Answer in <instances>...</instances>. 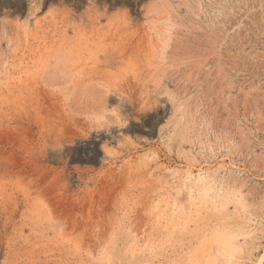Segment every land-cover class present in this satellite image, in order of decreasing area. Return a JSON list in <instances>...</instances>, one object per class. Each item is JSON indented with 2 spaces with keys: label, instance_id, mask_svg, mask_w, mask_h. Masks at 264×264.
Masks as SVG:
<instances>
[{
  "label": "rangeland",
  "instance_id": "rangeland-1",
  "mask_svg": "<svg viewBox=\"0 0 264 264\" xmlns=\"http://www.w3.org/2000/svg\"><path fill=\"white\" fill-rule=\"evenodd\" d=\"M0 127V264H264V0H0Z\"/></svg>",
  "mask_w": 264,
  "mask_h": 264
},
{
  "label": "bare ground",
  "instance_id": "bare-ground-1",
  "mask_svg": "<svg viewBox=\"0 0 264 264\" xmlns=\"http://www.w3.org/2000/svg\"><path fill=\"white\" fill-rule=\"evenodd\" d=\"M141 37H143V36H141ZM162 41V40H161ZM141 42V41H140ZM158 43V42H157ZM142 44V43H141ZM138 45V44H137ZM128 46V45H127ZM135 46H136V44H135ZM135 46H134V48H135ZM137 48V47H136ZM127 49H129V48H127ZM126 49V50H127ZM116 50V49H115ZM140 50H141V48H140ZM31 51V50H30ZM63 51V50H62ZM159 51V50H158ZM141 52V51H140ZM143 52V51H142ZM100 54V53H99ZM58 56V57H64L65 56V53H61V54H54V56ZM102 56V55H101ZM30 57V56H29ZM75 57V56H74ZM112 57V56H111ZM136 57V56H135ZM144 57V56H143ZM155 57V56H154ZM121 58V57H120ZM34 59V58H33ZM102 59V58H101ZM142 59V58H141ZM56 60V59H55ZM74 60V58H71L70 56H68L67 58H66V63H69V62H71L70 63V65H69V68L67 69L66 67H65V73L66 72H68V71H71V72H76L77 73V75L78 76H80L82 73H83V71L80 69V67H81V65L80 64H78V62H76V61H73ZM68 61V62H67ZM87 61V60H86ZM113 61V60H112ZM56 62H57V60H56ZM82 64V63H81ZM87 64V63H86ZM67 64H65V66H68ZM83 65H84V63H83ZM101 67V66H100ZM25 69V70H24ZM22 70H23V77H24V80H21V83L23 84V86L24 87H28L29 85H30V89L29 90H33V92L36 90V92H34V94H36V95H39V97L38 98H40V96H41V92L39 91L40 89H38V87L40 86V85H38L39 84V78L37 77V75H36V73H37V71H35V70H27L26 68H23L22 67ZM40 70V69H39ZM46 70H48V69H46ZM86 70V69H85ZM99 70V69H98ZM90 71V70H89ZM43 73H44V71H42ZM93 72V71H92ZM59 73H60V71H59ZM97 73V72H96ZM50 74H52V76H55V75H53V73L51 72ZM61 74V73H60ZM75 74V73H74ZM59 75V74H58ZM66 75V74H65ZM47 76H49L50 77V75L48 74V75H46V77ZM57 77V76H56ZM60 77V76H59ZM74 77V76H73ZM77 77V76H76ZM52 78V77H51ZM55 78V77H54ZM46 79V78H45ZM82 79H84V78H82ZM48 80V79H47ZM60 81V80H59ZM66 81V80H65ZM81 81H83V80H81ZM54 83V82H53ZM61 83V82H60ZM75 84V83H74ZM73 84V85H74ZM37 85H38V87H37ZM49 85H50V82H49ZM72 85V84H71ZM77 85V84H76ZM7 87H8V85H6ZM41 87V86H40ZM39 87V88H40ZM20 88V87H19ZM19 88H17L16 87V89H18L19 90ZM22 88V87H21ZM79 88H80V86H79ZM42 89V88H41ZM44 89H45V87H44ZM43 90V89H42ZM45 90H47V89H45ZM44 90V91H45ZM66 90V89H65ZM22 91V90H21ZM55 91V90H54ZM72 91V90H71ZM33 92H32V95H33ZM31 93V92H30ZM43 93H45V94H43V95H46V93L47 92H43ZM51 94V93H50ZM29 95V94H28ZM30 96H31V94H30ZM29 96V97H30ZM52 96L54 97V95L52 94ZM28 97V98H29ZM34 97H36V96H34ZM56 97V96H55ZM86 97V96H85ZM32 98V97H31ZM41 98H42V100H44V102L43 103H46L47 104V106H49L50 108H52L53 110V112H58V105H56L55 103H53L52 102V99H51V96H49V94L47 95V96H41ZM49 98L51 99V102H52V104H51V102L49 101ZM79 98V97H78ZM37 99V98H36ZM92 99V98H91ZM30 100H32V99H30ZM41 100V99H40ZM40 100H38V102L40 101ZM55 100V99H54ZM58 100V99H57ZM60 100V99H59ZM30 103H33V100L31 101V102H29V105H30ZM61 103V102H60ZM60 103H59V105H60ZM92 103V102H91ZM25 104V103H24ZM34 104V103H33ZM46 104H44V105H46ZM36 105V104H35ZM15 106V105H14ZM26 107H27V105H25ZM46 106V107H47ZM17 107V106H16ZM30 107V106H29ZM14 108V107H13ZM19 108V107H18ZM34 108V107H33ZM48 108V107H47ZM60 108V107H59ZM66 108V107H65ZM29 109V108H28ZM31 109V108H30ZM43 109H45V107L43 108ZM15 110V109H14ZM16 110H18L17 108H16ZM26 109L24 108V111H25ZM47 110V109H46ZM51 110V109H50ZM27 111V110H26ZM40 111V110H39ZM52 111H51V113H52ZM38 112V111H37ZM45 112V111H44ZM47 112V111H46ZM26 113V112H25ZM47 114L48 115H50L48 112H47ZM6 115V114H5ZM38 115V114H37ZM55 116V115H54ZM67 116V115H66ZM65 116V117H66ZM40 117V116H39ZM41 118V117H40ZM49 118V117H48ZM62 119V118H61ZM67 119V118H66ZM74 119V118H73ZM38 120V119H37ZM50 120H51V118H50ZM16 121V120H15ZM49 121V120H48ZM76 121V120H75ZM74 121V122H75ZM21 122V121H20ZM36 122V121H35ZM68 122V121H67ZM78 122V121H77ZM80 122V121H79ZM65 124V123H64ZM67 124V123H66ZM79 124V123H78ZM59 125V124H58ZM74 125V124H73ZM50 126H51V124H50ZM56 126V125H55ZM55 126H53V127H55ZM64 125H62L61 126V124L59 125V126H57V133L54 135L55 137H53V140H50V141H45V142H43V144L44 145H42L43 146V148H40V150H39V148H38V151H37V149L35 148V146L33 147V148H35V151H37L36 153L35 152H33L34 154H32L31 152H30V154L29 155H31L32 157V159H30V160H34V161H41V160H43V158L44 159H47V156H48V153L50 152V153H54L55 155L56 154H58L57 155V158L59 157L60 158V154H63L64 152H65V144H66V142H68V139L70 138L67 134H66V136L68 137V139H65L64 137H63V135L65 134V130L63 129V128H65V127H63ZM66 126H68V124L66 125ZM60 127V128H59ZM1 128V127H0ZM44 128H46V127H44ZM69 128V127H68ZM39 129V128H38ZM56 129V128H55ZM55 129H54V131H55ZM58 129H62L63 131H60V130H58ZM9 130V129H8ZM43 130V129H42ZM47 130V129H46ZM71 130V129H70ZM16 131H18V130H16ZM46 132V131H45ZM48 132V131H47ZM51 132V131H50ZM52 132H53V130H52ZM27 133V132H26ZM67 133V132H66ZM50 134V133H49ZM52 134V133H51ZM70 134V133H69ZM31 135V134H30ZM45 135V134H44ZM49 136V135H48ZM76 136H77V134H76ZM113 136V138H114V136H115V134L114 135H112ZM29 137H31V136H29ZM41 137V136H40ZM73 137V136H72ZM47 138V137H46ZM45 138V139H46ZM49 138V137H48ZM51 138V137H50ZM16 139V138H15ZM11 140V139H10ZM75 140V139H74ZM117 140V139H116ZM15 141V140H14ZM33 141V140H32ZM30 142V141H29ZM34 142V141H33ZM32 142V143H33ZM39 142H40V140H39ZM27 143V142H26ZM38 143V142H37ZM71 143V142H70ZM17 144V143H16ZM19 144V143H18ZM73 144V143H72ZM35 145H37V144H35ZM107 145V144H106ZM30 148H31V145L29 146ZM40 147V146H39ZM65 147V148H64ZM85 149V148H84ZM11 150V149H10ZM86 150V149H85ZM69 151H70V149H69ZM68 151V152H69ZM72 151V150H71ZM70 151V153H72ZM76 151V150H75ZM107 151V150H106ZM24 152V151H23ZM22 153V152H21ZM26 153V155H28V153L27 152H25ZM25 153H23V155L25 154ZM73 153H75V152H73ZM85 153H86V151H85ZM10 154V153H9ZM68 155H69V153H67ZM80 154V153H79ZM88 154V153H87ZM5 155V154H4ZM13 155V157H15L14 155L15 154H12ZM28 155V157H30ZM53 155V154H52ZM20 156V155H19ZM18 156V157H19ZM25 156V155H24ZM24 156H23V159H24ZM62 156V155H61ZM84 156V155H83ZM96 156V155H95ZM27 157V156H26ZM87 157V156H86ZM91 157V156H90ZM21 158H22V156H21ZM20 158V159H21ZM65 158V157H64ZM84 158V157H83ZM92 158V157H91ZM7 159V158H6ZM55 159V158H54ZM57 160V159H56ZM72 160H73V157H72ZM88 160H89V158H88ZM9 161V160H8ZM15 161H16V159H15ZM17 161H19V159L17 160ZM24 161H25V159H24ZM45 161V160H44ZM91 161L93 162V161H95V159H91ZM97 161V160H96ZM4 162H5V160H4ZM31 162V161H30ZM56 162V161H55ZM73 163L75 162V161H72ZM71 162V163H72ZM21 163V162H20ZM28 164V162H26L25 161V164ZM33 163V162H32ZM37 163V162H36ZM35 163V164H36ZM39 163H41V162H39ZM6 164V163H5ZM24 164V165H25ZM4 165V164H3ZM20 165H22V164H20ZM60 165H66V164H60ZM2 166V165H1ZM28 166V165H27ZM37 166V165H36ZM71 166V165H70ZM69 166V167H70ZM24 167V166H23ZM63 167V166H62ZM7 168V167H6ZM25 168V167H24ZM4 169H5V167H4ZM32 169V168H31ZM29 170V172H31L32 170ZM38 169V168H37ZM65 169H66V166H65ZM65 169H64V172H65ZM33 170H36V169H33ZM63 170V169H62ZM38 171V170H37ZM69 171V170H68ZM25 172V171H24ZM34 172V171H33ZM27 173V172H26ZM37 173V172H36ZM1 174V173H0ZM15 174V173H14ZM30 174V176H31V174L32 173H29ZM62 174V173H61ZM33 175H35V174H33ZM32 175V176H33ZM15 176V175H14ZM4 177V176H3ZM12 177V176H11ZM44 177V176H43ZM28 178V177H27ZM34 178V177H33ZM25 179V178H24ZM28 180V179H27ZM40 180V179H39ZM70 180V179H69ZM74 181V180H73ZM22 182V181H21ZM29 183H30V181H29ZM71 184V183H70ZM34 186V185H33ZM38 186V185H37ZM47 187V186H46ZM40 188V187H39ZM29 191H31L30 189H28ZM27 190V191H28ZM51 190V189H50ZM49 190V191H50ZM26 191V190H25ZM28 191V193H31V192H29ZM38 191V190H37ZM37 193V192H36ZM39 193V192H38ZM43 193H45V192H43ZM66 193V192H65ZM32 194V193H31ZM57 194V193H56ZM59 194V193H58ZM67 194V193H66ZM25 195H26V193H25ZM24 195V196H25ZM34 195V194H33ZM40 195H41V193H40ZM63 196H64V194H63ZM26 197V196H25ZM28 197H30V196H28V194H27V198ZM40 197V196H39ZM42 197H43V195H42ZM44 197H46V196H44ZM49 197V196H48ZM30 198H32V197H30ZM52 198V197H51ZM58 198V197H57ZM56 198V199H57ZM60 198V197H59ZM20 199V198H19ZM19 199H17V200H19ZM25 199V198H24ZM33 199V198H32ZM48 199V198H47ZM56 199H54V200H56ZM71 199H73V198H71ZM26 200V199H25ZM39 200H41V199H39ZM67 200V199H66ZM193 200V199H192ZM33 201V200H32ZM42 201H45V200H42ZM64 201H65V199H64ZM19 202H21V201H19ZM41 202V201H40ZM50 202V201H49ZM47 203V202H46ZM69 203V202H68ZM53 204V203H52ZM22 205V204H21ZM40 205V204H39ZM45 205V204H44ZM46 205H48V204H46ZM45 205V206H46ZM50 205V204H49ZM53 205H55V202H54V204ZM58 205H59V203H58ZM67 205V204H66ZM73 205V204H72ZM82 205V204H81ZM53 208V207H52ZM70 208V207H69ZM46 209H47V207H46ZM65 209V208H64ZM64 209L62 208V210L64 211ZM84 209V208H83ZM55 210V209H54ZM71 210V209H70ZM12 212H13V210H11ZM66 211H67V209H66ZM72 211V210H71ZM70 211V212H71ZM47 212V211H46ZM69 212V213H70ZM73 212V211H72ZM67 213V212H66ZM76 213V212H75ZM50 214V213H49ZM58 214V213H57ZM61 214V213H60ZM59 214V215H60ZM66 215V214H65ZM64 215V216H65ZM70 215V214H69ZM72 215V214H71ZM94 215V214H93ZM54 216V215H53ZM52 216V217H53ZM82 216V215H81ZM87 216V215H86ZM56 217V216H55ZM62 217V216H61ZM60 217V218H61ZM85 217V216H84ZM58 218V217H57ZM65 218V217H64ZM72 219V218H71ZM71 219H69V220H71ZM78 219V218H77ZM86 219V218H85ZM67 220V219H66ZM74 220V219H73ZM64 221V220H63ZM78 221V220H77ZM61 222V221H60ZM70 222V221H69ZM69 222H67V224L69 223ZM95 222V221H94ZM96 223V222H95ZM56 224V223H55ZM63 224V223H62ZM62 224H60L59 226H61ZM65 225H66V222L64 223ZM70 224V223H69ZM58 225V224H57ZM56 225V226H57ZM64 225V226H65ZM95 225V224H94ZM100 225V224H99ZM49 226H51V225H49ZM88 226V225H87ZM62 227V226H61ZM60 227V228H61ZM69 227V226H68ZM79 227V226H78ZM98 227V226H97ZM71 228V227H70ZM64 229H65V227H64ZM68 229V228H67ZM81 229H82V227H81ZM97 229V228H96ZM62 230V229H61ZM101 230V229H100ZM128 230V229H127ZM60 231V230H59ZM67 231V230H66ZM77 231V230H76ZM83 231V230H82ZM93 231V230H92ZM57 232V231H56ZM65 232V231H64ZM71 233V232H70ZM73 233H75V232H73ZM82 233V232H81ZM80 233V234H81ZM90 233V232H89ZM94 233V232H93ZM64 234V233H63ZM67 234H69V233H67ZM72 234V233H71ZM79 234V233H78ZM83 234V233H82ZM81 234V235H82ZM93 236V235H92ZM95 236V235H94ZM97 236H99V235H97ZM80 238V237H79ZM81 238H83V237H81ZM94 238H96V237H94ZM76 239V238H75ZM88 239V238H87ZM223 239V238H222ZM221 239V240H222ZM226 239V238H225ZM77 240V239H76ZM79 240V239H78ZM98 241V240H97ZM223 241V240H222ZM80 242H81V240H80ZM82 242H83V240H82ZM96 242V241H95ZM102 242V241H101ZM224 242V241H223ZM76 243H77V241H76ZM78 243H79V241H78ZM222 243V242H221ZM80 244V243H79ZM78 244V245H79ZM101 244V243H100ZM222 245V244H221ZM227 245V244H226ZM220 246V245H219ZM230 246V245H229ZM41 247V246H40ZM223 247H224V245H223ZM83 248V247H82ZM40 249V248H39ZM225 249V248H224ZM223 249V250H224ZM42 250V249H41ZM221 250V249H220ZM83 251V250H82ZM230 251V250H229ZM30 252V251H29ZM32 252V251H31ZM35 251H33V253H34ZM38 253V252H37ZM32 254V253H31ZM42 253H40V255H41ZM49 254V253H48ZM82 254V253H81ZM25 256V255H24ZM36 256H38L37 254H36ZM38 257H40V256H38ZM47 258V257H46ZM84 258V257H83ZM85 259V258H84ZM21 260V259H20ZM23 260V259H22ZM40 260V259H39ZM35 261V260H34ZM41 261V260H40ZM45 262V261H44ZM46 263V262H45ZM48 263V262H47ZM207 264V263H206Z\"/></svg>",
  "mask_w": 264,
  "mask_h": 264
},
{
  "label": "clouds",
  "instance_id": "clouds-1",
  "mask_svg": "<svg viewBox=\"0 0 264 264\" xmlns=\"http://www.w3.org/2000/svg\"><path fill=\"white\" fill-rule=\"evenodd\" d=\"M99 87L103 96L107 98V102L105 103L101 101L94 103V105L88 110L77 114L78 118L82 119L86 123L91 134L94 132H108L112 128L122 129V125L127 122L128 118L123 112V104L128 102L127 98L115 93L107 86L100 85ZM112 96H116L119 99V105L111 107L109 106L108 100L109 97ZM160 98H167L169 101V97L163 93L159 99ZM209 179V177L203 176L199 178V182L206 183L209 181Z\"/></svg>",
  "mask_w": 264,
  "mask_h": 264
}]
</instances>
